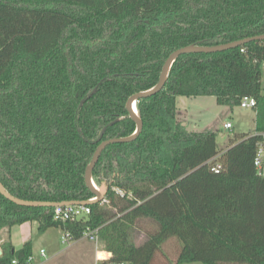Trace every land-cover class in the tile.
<instances>
[{"label":"trees","instance_id":"obj_1","mask_svg":"<svg viewBox=\"0 0 264 264\" xmlns=\"http://www.w3.org/2000/svg\"><path fill=\"white\" fill-rule=\"evenodd\" d=\"M262 34L264 0H0V182L24 200L94 198L85 172L98 145L135 132L126 103L157 85L171 53ZM263 66L264 41L180 56L164 89L138 102L140 136L102 152L93 177L109 190L87 221L60 223L54 208L0 193V232L37 222L41 233L61 228L80 240L90 228L113 262L129 264H264L258 137L235 135L222 152L216 132L188 131L177 107L178 97L231 109L252 97L255 133L264 132ZM141 220L156 231L137 246ZM170 239L182 245L175 262L163 249ZM0 246V264L33 257L31 241Z\"/></svg>","mask_w":264,"mask_h":264},{"label":"rangeland","instance_id":"obj_2","mask_svg":"<svg viewBox=\"0 0 264 264\" xmlns=\"http://www.w3.org/2000/svg\"><path fill=\"white\" fill-rule=\"evenodd\" d=\"M262 94H264V66L262 67ZM178 120L184 127L193 132H216L217 146L220 151L229 147L235 135L254 134L256 127V112L254 109H242L236 106L233 109L219 106L214 97H178ZM230 122L234 128L228 131L224 125ZM156 231V225L151 220H141L137 225L134 241L137 246L142 245L149 233ZM19 234V233H18ZM3 236L2 234L0 235ZM26 241H31L34 247V264H91L90 253L93 250L96 257L97 251L104 249L102 245L93 243L86 238L77 246L70 249L75 241L63 243L64 231L61 228H51L45 233L39 231L37 222L28 223L25 227ZM21 235H16V244L20 246ZM44 249V257L40 250ZM166 255L176 261L181 243L170 239L163 246ZM94 264V263H93ZM201 264V263H197Z\"/></svg>","mask_w":264,"mask_h":264},{"label":"water","instance_id":"obj_3","mask_svg":"<svg viewBox=\"0 0 264 264\" xmlns=\"http://www.w3.org/2000/svg\"><path fill=\"white\" fill-rule=\"evenodd\" d=\"M254 41H264V34L245 38V39L235 41L232 43L217 45V46H202V45L193 44V45L180 48L174 51L173 53H171V55L168 57V59L164 63V66L162 68V72L160 74V78H159L157 85L149 90L142 91V92L132 95L126 103V110L129 114V117L136 124L135 132L131 136H128V137L112 138V139L104 140L100 142V144L98 145L94 153L93 159L91 163L88 165V167L86 168V172H85L86 186L94 194V198L85 200V201H65V202H59V203L58 202L24 200V199H20L10 194L1 182H0V193L12 203L18 206L29 207V208H59V207H67V206H91V205L102 203L105 200V197L109 190V185L106 182H103L101 185H98L93 177L94 169L100 159L102 152L110 145L130 143L132 141H135L140 136L144 128V122L138 110L137 104L141 99L156 95L157 93L161 92L164 89L169 79L172 67L174 63L177 61V59L180 56L185 55V54H200V53L214 54V53L224 52V51H228L232 49H237L239 47H242ZM96 91H97V88L94 89V91L88 96V98H91L95 94ZM84 102L85 100L82 101V104ZM119 120L120 119H117L115 122L110 123L108 126H113ZM107 128L108 127H105L103 129V132H102V135L99 141H101V139L103 138ZM2 255H3V251H2V248L0 247V257Z\"/></svg>","mask_w":264,"mask_h":264},{"label":"built area","instance_id":"obj_4","mask_svg":"<svg viewBox=\"0 0 264 264\" xmlns=\"http://www.w3.org/2000/svg\"><path fill=\"white\" fill-rule=\"evenodd\" d=\"M257 103L255 98L252 97H244L241 99L239 106L242 109H255ZM224 128L228 131L233 130V124L227 122L224 125ZM252 136L258 137L255 149V156L253 165L258 177L264 178V132H256L252 134ZM222 170V165L218 163L214 167L215 172H219ZM116 190V189H115ZM121 194H124L121 192ZM104 200L102 203H105ZM91 215V208L90 206H67V207H59L54 208L53 210V217L55 221L60 223H68V222H78V221H87L89 216ZM97 230H92L87 228L84 233V238L88 239L89 241L99 244V237L97 234ZM63 243H70V241H74L72 233L69 231H64V236L62 237ZM41 255L44 257L45 251H40ZM105 254L104 257H101L100 254ZM114 255L112 252L106 250H98L95 263L94 264H129L127 262H113ZM33 257H30L26 263H21L18 259H13L10 264H34Z\"/></svg>","mask_w":264,"mask_h":264},{"label":"crops","instance_id":"obj_5","mask_svg":"<svg viewBox=\"0 0 264 264\" xmlns=\"http://www.w3.org/2000/svg\"><path fill=\"white\" fill-rule=\"evenodd\" d=\"M233 128H234V126H233ZM188 131H190V130H188ZM190 132H193V131H190ZM197 133H199V132H197ZM29 223H31V222H29ZM34 223H35V222H34ZM27 225H28V223H24V224H22V225L14 226L11 230H9V229H7V228L4 229V230H2V231L0 232V235L2 234L3 236H2V237L0 236V244L2 243V241L6 240L9 236H11V240H12V243H13V245L15 246V248H16V249H20V248L24 245V243L28 242V241H26V238H25V236H24L25 227H26ZM38 225H39V224H38ZM46 232H47V231H46ZM18 233H19V234H18ZM16 235H21V240L18 241L19 243H21L20 246H18V245L16 244V241H15V239H16ZM82 239H83V238H82ZM74 241H75L76 243L73 244V245H71L70 249H72L74 246H77L81 240H74ZM0 247H1V246H0ZM41 250H44V249H41ZM41 250H40V251H41ZM33 254H34V247H33ZM95 259H96V257H95V255H94V252H93V250H91V253H90L91 264L95 263ZM190 264H197V263H190Z\"/></svg>","mask_w":264,"mask_h":264},{"label":"bare ground","instance_id":"obj_6","mask_svg":"<svg viewBox=\"0 0 264 264\" xmlns=\"http://www.w3.org/2000/svg\"><path fill=\"white\" fill-rule=\"evenodd\" d=\"M100 256H101V257H104V256H105V254H103V253H102V254H100Z\"/></svg>","mask_w":264,"mask_h":264},{"label":"flooded vegetation","instance_id":"obj_7","mask_svg":"<svg viewBox=\"0 0 264 264\" xmlns=\"http://www.w3.org/2000/svg\"><path fill=\"white\" fill-rule=\"evenodd\" d=\"M103 132V131H102ZM102 135V134H101Z\"/></svg>","mask_w":264,"mask_h":264}]
</instances>
